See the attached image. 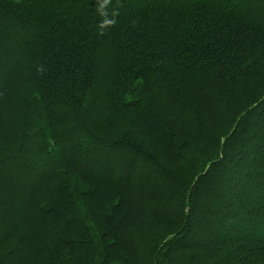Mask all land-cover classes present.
<instances>
[{"label": "trees", "instance_id": "16d2710c", "mask_svg": "<svg viewBox=\"0 0 264 264\" xmlns=\"http://www.w3.org/2000/svg\"><path fill=\"white\" fill-rule=\"evenodd\" d=\"M0 264H264V0H0Z\"/></svg>", "mask_w": 264, "mask_h": 264}, {"label": "clouds", "instance_id": "9594fccd", "mask_svg": "<svg viewBox=\"0 0 264 264\" xmlns=\"http://www.w3.org/2000/svg\"><path fill=\"white\" fill-rule=\"evenodd\" d=\"M116 15H118V11H115V10H114V12H113V16L115 17ZM103 23H104L105 25L112 26V25L115 24V20H113V21H107V20H105ZM104 34H105L104 32H100V33H99V35H104Z\"/></svg>", "mask_w": 264, "mask_h": 264}]
</instances>
